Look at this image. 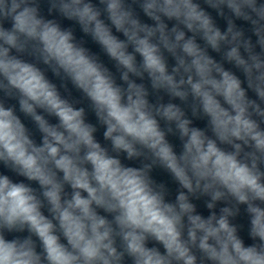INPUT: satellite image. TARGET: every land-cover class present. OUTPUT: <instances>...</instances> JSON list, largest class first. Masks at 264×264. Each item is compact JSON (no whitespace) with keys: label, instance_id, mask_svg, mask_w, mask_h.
Returning a JSON list of instances; mask_svg holds the SVG:
<instances>
[{"label":"clouds","instance_id":"obj_1","mask_svg":"<svg viewBox=\"0 0 264 264\" xmlns=\"http://www.w3.org/2000/svg\"><path fill=\"white\" fill-rule=\"evenodd\" d=\"M0 264H264V0H0Z\"/></svg>","mask_w":264,"mask_h":264}]
</instances>
